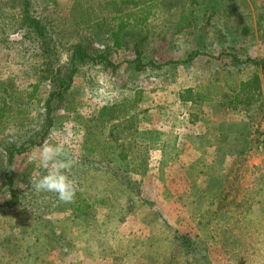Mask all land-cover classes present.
I'll list each match as a JSON object with an SVG mask.
<instances>
[{
    "label": "rangeland",
    "instance_id": "1",
    "mask_svg": "<svg viewBox=\"0 0 264 264\" xmlns=\"http://www.w3.org/2000/svg\"><path fill=\"white\" fill-rule=\"evenodd\" d=\"M111 2L0 0V101L6 96L9 104L0 127V264H264V100L241 107L243 121L213 109L236 119L231 130L220 129L222 143L211 152L201 147L194 125L186 147L166 127L174 113L183 124L176 90L144 69L208 50L172 67L171 79L213 94L220 85L208 83L216 77L207 54L220 53L229 66L255 59L261 71L264 0H162L142 29L126 30L127 51L103 52L98 47L121 21ZM191 8L194 26L178 34L179 14ZM134 51L139 63L127 55ZM91 55L102 59L100 68L87 63ZM218 74L220 81L237 78ZM109 99L121 101L117 115H131L114 125L112 149L104 129L113 124L101 116ZM199 115L195 108L185 120ZM45 143L63 144L73 161L72 202L31 184L44 174L38 157Z\"/></svg>",
    "mask_w": 264,
    "mask_h": 264
},
{
    "label": "crops",
    "instance_id": "2",
    "mask_svg": "<svg viewBox=\"0 0 264 264\" xmlns=\"http://www.w3.org/2000/svg\"><path fill=\"white\" fill-rule=\"evenodd\" d=\"M229 37H231V36H229ZM240 38L244 39L246 41H249L250 39H251V41H254L253 37L248 36V35L247 36L235 35V37L232 36V39L239 40ZM184 52H183V54L187 55L185 58L188 59L190 51H184ZM207 52H208V50H203L202 54H206ZM198 56H200V54ZM206 57L208 59H206L205 61L209 64H212L210 70L212 71L214 69V75L216 77L214 82L209 81L208 83L210 85L215 84L216 86L215 85L214 86L216 87V89H218V87L220 85V89L218 91H216L215 94H213V93L207 92L206 88L203 89L202 88L203 85L201 83H198V85L196 84V85H191V86L190 85L180 86L179 80L175 81L171 78H167L166 79L167 80L166 85L171 86L170 89L176 90L175 92H176L177 98H176V102L174 104L175 112H177V110H181L182 108L185 109V112L183 115V119H184L183 124L181 126L180 125L177 126L180 123V120H178L179 116H177V114L174 113L171 120L167 121L166 127H168V129H167L168 135L170 133L172 135H175L177 137V142L178 141L182 142V143H184L183 145H186V147H189L192 143L191 140L194 138L193 137L194 134H193V132H191V127H194V125H195L196 126L195 128H197V130H198V132L196 133L197 134L196 137L200 141L199 145L203 148L204 147L207 148L208 151L210 149V152H211L212 151L211 145L214 147L219 146V144L222 143V141L224 140L220 134V129L223 126L230 124L228 128H229V130H231V128H232L231 123L236 120L235 118H233L232 120L230 118L228 119V116L222 117L221 115H217V114L213 113L212 110L214 109L217 111V107L221 106L224 109V113H226L227 115L232 116V114L234 112H236V113L240 114L241 118H243L242 121L245 120L246 119L245 115H244L245 110L240 109V108L241 107L247 108V106H250V104H248L247 102L246 103H240V102L236 101L237 98L240 96V93H242V88H243L242 84H245L247 87V90H248V86L252 85L254 83V79L256 77V74H259L260 75L259 77L261 78L262 92L260 93V95H256V92H259L260 90H258V88H256L257 90H255V88L254 89L252 88L251 96L254 99L260 98L263 102V100H264V72H263L262 68H261V71H256L254 62H252L251 59H249V61H247L248 58H246L247 63L241 64L240 61L236 60V61H232L233 65L229 66L228 64L227 65L223 64L221 59L219 60V59L213 57L212 54H207ZM185 58H183L182 60H184ZM196 59H198V57ZM219 61H221L220 64H218ZM243 61H244V59H242L241 62H243ZM221 70H223V72ZM211 71H210V75L213 74V72H211ZM220 72L223 74L228 73L230 75H232V74L237 75V78L233 82L230 80L220 81V77H218L219 76L218 73H220ZM223 78H225V77H223ZM152 81H156L157 84L161 86L159 79H152ZM177 82H179V85L177 84ZM90 84L92 87H90V85H88V87H90V89L92 90L91 92L93 93V96H94V94L98 95V90H95L96 80L95 79L92 80L90 82ZM188 88H192V90L197 93L198 96H196V101H182V99L180 98V93L183 90L188 89ZM107 90H109V89H106V91ZM199 95H201V96H199ZM109 101L110 102H104L103 101L102 108L107 106L109 108H114L116 111V109H118L120 104H121L120 100L112 101L111 99H109ZM136 101L138 102L139 100H135V102ZM195 108H200V115L197 117V119L194 118V119H191L190 121L187 122L185 120L186 119L185 117L190 116L192 114V111ZM111 116L109 114L103 118V121L106 122L107 124H111V125L113 124V126H111L108 129V131L106 129H104L105 134H106L104 139H106V141L107 140L110 141L109 144H106V145H108L107 147H109V149L113 148V144H112L113 138L115 137L116 132L118 133L117 128H114V125L116 123H121V122L125 121V119H127L128 117H131V115L121 116L119 114H118L117 118H112ZM147 124L151 125L150 122H147ZM151 126L148 127V130H152ZM106 127H107V125H106ZM116 127H118V126H116ZM229 130H226V131H229ZM168 135H166V136H168ZM121 136H122V134H121ZM207 142L209 144H207ZM104 144H105V142H104ZM178 144L179 143H177V145ZM209 146H210V148H208ZM112 151H115V150L113 149ZM204 151L205 150L203 149V152ZM118 155L120 157L122 156L124 158H126V157L129 158V156H127L124 153H122L121 155L120 154H118ZM157 181H160V180H157Z\"/></svg>",
    "mask_w": 264,
    "mask_h": 264
},
{
    "label": "trees",
    "instance_id": "3",
    "mask_svg": "<svg viewBox=\"0 0 264 264\" xmlns=\"http://www.w3.org/2000/svg\"><path fill=\"white\" fill-rule=\"evenodd\" d=\"M189 1H190L192 6L196 3H198V0H189ZM161 2H162V0H112L111 3L116 5L114 11L117 14H120L118 17L115 16L114 19L115 18L121 19V21L119 23V26L116 28V30H112V32H110L111 35L107 34L106 42H104L105 44L103 45L105 47L99 46L98 48L103 52L110 51V50L113 51V47L116 48L117 50L127 51V46L129 45V40L127 38L128 37V31H126V30L128 28L135 29V30L136 29L137 30L142 29V26L145 23H147L153 16H156L157 11L159 9V6L162 4ZM183 5H185V4H183ZM193 13H194V10L191 8L189 12H181L179 14L178 20L175 23V25L178 28L177 29L178 34L182 35V34H184V31H186L187 29L192 28L194 26ZM111 43H112V45H111ZM137 47H142V46L138 44ZM200 51H201V49L198 50V48H196V50L195 49L191 50L189 53L188 59L185 60L184 62L178 61V62L174 63V62L168 60L166 63L162 64V63L158 62L157 60H152L151 63L144 66L145 74L151 79H159L160 77H164V76H165L164 78H172V73H171L172 67L177 68L175 65H178L179 63L187 65L188 63L193 62L198 57V55L200 53H203ZM218 54H212V55H213V57H215L219 60L221 59V61L223 62L224 56L221 55L220 53H218ZM78 55H79V52L75 51V53H73V56H72V61L75 60V57H78ZM127 55L129 57V59H133L138 63L140 62L141 56H138V53L136 51H134L132 54L128 53ZM101 60L102 59H97V57H95L94 55L87 57V63H91L93 69H98L102 66L101 64L98 65ZM251 61L254 62V64L256 66H258L257 65L258 62L255 59H251ZM140 66H142V65H139L138 67L140 68ZM262 66H263L262 70L264 72V65L262 64ZM146 72H149V74H147ZM259 76H260L259 74H256V77L254 79V83L252 85L248 86V90H247L246 85L242 84V87H243L242 93H240V96L237 98L236 101L240 102V103H246L247 102L248 104H250V106H247V108L253 107L254 103L259 104L260 102H262V100L260 98L254 99L251 96L252 88L255 85H256V87H254L255 90H257L256 88H258V90H260L259 92H256V95H260V93L262 92L261 78ZM88 80L90 81L89 77H88ZM89 85H90V87H92L90 83H89ZM196 96H198V95L196 92H194L192 90V88L185 89L180 93V98L182 99V101H196ZM199 96H201V95H199ZM241 96H244V100L241 99ZM8 108H9V104L6 100V96L2 97L1 101H0V127L5 122V114L8 110ZM109 114H110V116L112 115L111 116L112 118L118 117V115L115 113L114 108H109L107 106L102 108L101 116L103 118ZM117 126H119V124ZM104 164H100V165H103V167H105L106 165H104ZM111 171L116 176H118V178L120 180L127 181L130 184L133 182V180H131V178L128 176L129 173L124 172V170L113 168V169H111ZM77 189H78V187H76V190ZM12 194L14 195L15 192L13 191Z\"/></svg>",
    "mask_w": 264,
    "mask_h": 264
},
{
    "label": "clouds",
    "instance_id": "4",
    "mask_svg": "<svg viewBox=\"0 0 264 264\" xmlns=\"http://www.w3.org/2000/svg\"><path fill=\"white\" fill-rule=\"evenodd\" d=\"M39 165L44 169V174L31 181L37 191L57 194V198L63 202H72L76 186L67 175L73 161L67 157L64 145L57 143H45L39 153Z\"/></svg>",
    "mask_w": 264,
    "mask_h": 264
}]
</instances>
